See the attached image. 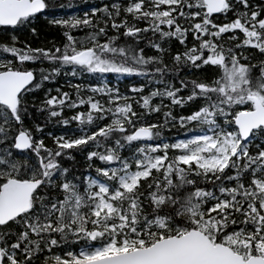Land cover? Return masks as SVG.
<instances>
[{
    "label": "snow or ice",
    "instance_id": "obj_1",
    "mask_svg": "<svg viewBox=\"0 0 264 264\" xmlns=\"http://www.w3.org/2000/svg\"><path fill=\"white\" fill-rule=\"evenodd\" d=\"M82 3L0 0V264H264V0Z\"/></svg>",
    "mask_w": 264,
    "mask_h": 264
},
{
    "label": "trees",
    "instance_id": "obj_2",
    "mask_svg": "<svg viewBox=\"0 0 264 264\" xmlns=\"http://www.w3.org/2000/svg\"><path fill=\"white\" fill-rule=\"evenodd\" d=\"M68 2L69 0H65V3H68ZM71 2L79 8L87 7V5L82 3V0H71ZM54 39L55 40L59 39L55 31L42 30L40 39L38 41H33V46H43L47 41L54 40Z\"/></svg>",
    "mask_w": 264,
    "mask_h": 264
}]
</instances>
